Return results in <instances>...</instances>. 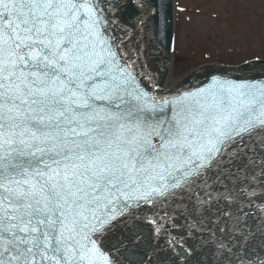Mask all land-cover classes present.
I'll use <instances>...</instances> for the list:
<instances>
[{
	"label": "snow or ice",
	"instance_id": "snow-or-ice-1",
	"mask_svg": "<svg viewBox=\"0 0 264 264\" xmlns=\"http://www.w3.org/2000/svg\"><path fill=\"white\" fill-rule=\"evenodd\" d=\"M168 7L0 0V264H264V75L154 66Z\"/></svg>",
	"mask_w": 264,
	"mask_h": 264
},
{
	"label": "rangeland",
	"instance_id": "rangeland-1",
	"mask_svg": "<svg viewBox=\"0 0 264 264\" xmlns=\"http://www.w3.org/2000/svg\"><path fill=\"white\" fill-rule=\"evenodd\" d=\"M172 70L182 75L211 62L240 64L264 57V0H177Z\"/></svg>",
	"mask_w": 264,
	"mask_h": 264
},
{
	"label": "water",
	"instance_id": "water-1",
	"mask_svg": "<svg viewBox=\"0 0 264 264\" xmlns=\"http://www.w3.org/2000/svg\"><path fill=\"white\" fill-rule=\"evenodd\" d=\"M171 37H172V0H169V7L167 10V28H166V34L165 37H162L163 39H165V44L160 45V51L157 53V57L158 59L152 58L150 57V59H153V64L154 66H159L161 68L164 67V64L169 62L170 59V44H171ZM216 69H226L223 67H211V68H207L204 69L201 72H196L194 73V75L192 73L191 78L192 81L195 82L196 80H203L205 78V76L209 73V72H213ZM250 69V67L246 68L244 71L247 72ZM229 70V69H228ZM232 74L237 75V76H241L242 73L241 72H235V71H231L229 70ZM257 77L264 75V65L262 66H258L257 69ZM187 75V76H189ZM186 76V77H187Z\"/></svg>",
	"mask_w": 264,
	"mask_h": 264
},
{
	"label": "bare ground",
	"instance_id": "bare-ground-1",
	"mask_svg": "<svg viewBox=\"0 0 264 264\" xmlns=\"http://www.w3.org/2000/svg\"><path fill=\"white\" fill-rule=\"evenodd\" d=\"M189 74H190V71H187V72H185V73L182 74V75H180V74H178V73L175 72V76H176L177 79H179V78H181V77L185 78V77H186L187 75H189Z\"/></svg>",
	"mask_w": 264,
	"mask_h": 264
}]
</instances>
